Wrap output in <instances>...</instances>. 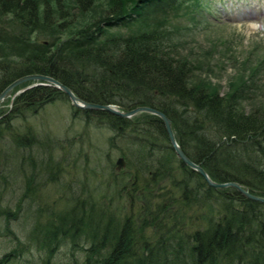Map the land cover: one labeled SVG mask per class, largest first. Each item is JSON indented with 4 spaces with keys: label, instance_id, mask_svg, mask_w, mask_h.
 Returning <instances> with one entry per match:
<instances>
[{
    "label": "trees",
    "instance_id": "1",
    "mask_svg": "<svg viewBox=\"0 0 264 264\" xmlns=\"http://www.w3.org/2000/svg\"><path fill=\"white\" fill-rule=\"evenodd\" d=\"M65 1L70 0H0V92L23 74L43 73L86 101L116 104L120 110L137 105L161 109L172 120L184 153L212 179L237 180L264 196V112H247L241 105L247 86L242 79L225 95L207 80L193 81L194 65L175 54L177 34L168 19L184 0H111L104 14L78 27L71 26L72 18L56 21L68 15ZM73 1L82 11L94 3ZM129 21L139 26L125 34L119 27ZM45 31H52L50 38L40 37ZM59 98L69 100L50 84L19 92L6 110L0 109V135L18 128L16 117L24 120L26 113ZM72 108L88 119L93 113L102 116L116 132L110 139L129 140V156L123 154L126 171L108 166V177L70 195L62 210H25L34 221L28 240L2 253L0 264H11L32 246L40 264H53L50 255L64 239L75 247L79 238L86 240L83 264H264V202L233 187L208 185L177 157L158 115L142 110L129 118ZM13 137L14 148L32 140L49 146L45 183L60 180L66 160L55 152L63 147L60 137L39 140L31 127ZM34 180L29 174L21 198L35 191ZM20 210V204L8 208L0 202V231L12 232L10 221Z\"/></svg>",
    "mask_w": 264,
    "mask_h": 264
},
{
    "label": "rangeland",
    "instance_id": "2",
    "mask_svg": "<svg viewBox=\"0 0 264 264\" xmlns=\"http://www.w3.org/2000/svg\"><path fill=\"white\" fill-rule=\"evenodd\" d=\"M51 1V4H54V0ZM110 1L94 0L91 7L83 11L79 2L65 1L69 8L68 15L56 21L63 23L64 20L72 18V27L84 25L104 14ZM168 19L177 34L175 54L186 57L194 65L193 81L207 80L217 89L218 94L225 95L242 79L247 86L244 89L245 95L240 99L241 105L247 112L254 110L257 115L264 112V0H184L178 8L169 11ZM138 26L135 21L124 22L119 30L127 34ZM50 32L45 31L40 37L50 38ZM34 84L30 83L24 87ZM24 87L14 86L10 89L7 96L0 100V109L6 110L14 97L22 91L19 89ZM72 104L65 98L48 102L37 108L34 113H26L24 120L16 117L13 123L18 128L6 132L4 136L0 135V202L8 208H15L16 204L21 205L19 214L14 215L10 221L12 232L0 231V255L19 241L28 240L27 235L31 233L34 221L28 217L25 210L29 211V214H35L37 208L45 209L46 206L62 210L70 195L93 188L96 180L108 177V166H116L118 156L124 158L123 154L128 155V139L118 136L110 139L116 132L109 128L108 121L94 113L89 119L82 112L76 115L73 113ZM29 127L40 137L39 140L47 138L48 135L60 137L59 142L63 147L60 150L56 148L55 152L61 157L65 156L66 160L64 165L61 163L59 181L45 183L48 173L47 170L42 172L43 159L47 158L45 156L49 146L46 147L44 142L35 143L32 140L27 142L25 147H13L16 131L22 132ZM158 141L162 143L161 140ZM126 165L120 169L114 166L113 169L126 171ZM94 167L96 171L93 170ZM31 173L35 179V191L28 197L21 198L22 192L25 191V181ZM129 189L130 187L126 189L125 197H128ZM142 190L140 187L137 191ZM135 199L132 197L134 202ZM188 209L183 212L185 217L190 216ZM183 222L186 224L190 221ZM182 227L190 229L191 225L189 228L184 225ZM64 240L55 249V253L50 255L51 262L83 264L85 251L81 247L86 246V240L79 238L80 244L75 247L70 240ZM39 255L32 246L31 252L24 251L22 256L17 257L11 264H38L39 260L36 258Z\"/></svg>",
    "mask_w": 264,
    "mask_h": 264
},
{
    "label": "water",
    "instance_id": "3",
    "mask_svg": "<svg viewBox=\"0 0 264 264\" xmlns=\"http://www.w3.org/2000/svg\"><path fill=\"white\" fill-rule=\"evenodd\" d=\"M38 80L35 81V84H50L53 85L54 88H59L62 91H64L66 93V95L68 96L69 100L71 103H73V105H75L76 107H82V108H86V109H103L105 111H108V113H112L115 115H118L119 117L123 116V117H132L133 114H135L136 112H142V110L151 112V114H156L158 115L161 119H162V123L163 126L165 128L168 139L171 141L170 144L173 148V150L176 152L175 154L177 155V157L184 162L185 165L190 166L191 168L195 169V171H199V173L204 177V179L208 182V185H211L213 187H233L236 190L239 191V193L242 195H244L245 197L250 198L251 200H259L261 201V203L264 202V196H261L259 194H255V193H250V190L246 189L245 187L242 186V184L240 185L239 182L237 180H226V181H217L212 179L208 174H207V170H205L199 163L197 164L195 160H192L188 155H186L184 152L185 150L182 149V147L180 146V144L177 142L178 140H176L175 136H174V130H172V125H171V119L164 113L161 112V109H157V108H152L149 105H142V106H135L132 107L131 109H119L115 104H108V103H97L95 101H86L82 98H80L79 96L75 95V92H73L71 90V88L68 85H65L64 82H61L60 80H58L57 78H53V76L45 74L43 75V73H28V74H23V76H19L15 79H13V81L10 83H8L7 86H5L2 91L0 92V100L2 101L3 98L5 96H7L6 94L8 93V91L11 89H13L14 86L18 85L20 82H24L25 80ZM46 81V82H43ZM32 85V86H35ZM28 87V86H25ZM24 87V89H25ZM24 89L20 88L19 90L24 91ZM18 90V91H19ZM17 92V91H16ZM117 165L115 166L116 169H120L122 168L125 164V160L124 158H122L121 156H118L116 162Z\"/></svg>",
    "mask_w": 264,
    "mask_h": 264
},
{
    "label": "bare ground",
    "instance_id": "4",
    "mask_svg": "<svg viewBox=\"0 0 264 264\" xmlns=\"http://www.w3.org/2000/svg\"><path fill=\"white\" fill-rule=\"evenodd\" d=\"M73 105V104H72ZM75 106V105H74ZM78 108V107H77ZM80 108H82V107H80ZM83 109H86V108H83ZM86 110H89V109H86Z\"/></svg>",
    "mask_w": 264,
    "mask_h": 264
}]
</instances>
